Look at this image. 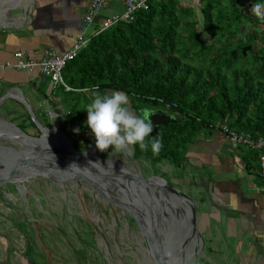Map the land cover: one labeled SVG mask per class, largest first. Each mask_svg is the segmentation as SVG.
I'll use <instances>...</instances> for the list:
<instances>
[{"label":"trees","instance_id":"16d2710c","mask_svg":"<svg viewBox=\"0 0 264 264\" xmlns=\"http://www.w3.org/2000/svg\"><path fill=\"white\" fill-rule=\"evenodd\" d=\"M200 2L205 31L227 42L242 36L237 47L202 37L198 14L179 0H148L132 21L93 37L66 65L64 79L77 91L66 93L73 103L64 125L77 123L76 142L90 131L83 109L93 99V88L108 95L126 93L136 114L147 107L181 120L159 127L158 155L146 138L152 160L182 163L198 136L224 123L238 133L264 138V22L251 11L256 0ZM140 150L135 145L136 156L143 155ZM23 240L30 263L36 264L30 238L24 234Z\"/></svg>","mask_w":264,"mask_h":264},{"label":"rangeland","instance_id":"374dc122","mask_svg":"<svg viewBox=\"0 0 264 264\" xmlns=\"http://www.w3.org/2000/svg\"><path fill=\"white\" fill-rule=\"evenodd\" d=\"M29 1L4 0L3 9H6L8 21L21 16L25 12V5L30 4ZM179 1L183 7L192 8L198 14L197 27L202 37L215 40L218 45L228 44L229 49L238 46L237 40L242 39V36H238L233 42H227L220 34L213 38L205 31L200 0ZM1 29H4L3 25H0ZM11 97L19 99L14 95ZM65 103L64 110L48 104L32 109L36 120L43 127L64 131L75 149L79 153H85L93 146L95 138L90 131L85 130L78 141H75L74 129L77 128V123L64 125V118L73 102L66 99ZM128 107L135 112L130 103ZM0 119V124L5 126L2 130L3 135L12 143L18 142L13 145L0 138V145L23 150L24 148L18 146L20 143L35 144L8 130L7 128H13L10 126L11 123L20 129L23 128L21 130L31 137L57 142L54 135L49 136L40 132L28 111L17 100L10 98L2 103ZM42 144V147H47L50 151L51 147L56 148L53 144ZM146 144L148 145L147 141ZM89 150L98 157L97 160L109 161L107 164L114 167L110 170L93 163L91 164L94 167L83 165L81 173L86 177H90L91 174L95 179L93 183L68 177H57L52 180L43 173L23 171L17 175L22 179L20 182L13 181L0 185V231H8L18 236L16 240L18 247L26 244L23 240L26 234L31 240L32 257L36 264H156L132 216L121 206L111 202L115 198L120 201L128 195L126 182L129 179L123 178L121 173L115 170L123 174H139L147 180L153 177L162 178L167 181V186L170 185L191 198L196 212V243L193 246L191 240H183L176 244L172 251L177 264H249L247 261L243 263L241 259V251L236 246L237 239L226 237L227 235L217 229L216 222L205 217L192 184L194 169L188 164H183L185 162L176 164L171 158L152 160L147 155V147L140 150L143 154L141 156L135 155V146H131L130 151L123 153L112 151L111 146L104 152L97 150L95 145ZM80 169L82 168H75L71 172L77 177L80 174L77 170ZM162 183H159L161 189L154 184H144V191L154 199L163 194L164 233H178L177 222L184 211L177 204L174 194ZM104 185H108L109 193L103 190ZM186 210H189L187 206Z\"/></svg>","mask_w":264,"mask_h":264},{"label":"crops","instance_id":"0c3cea01","mask_svg":"<svg viewBox=\"0 0 264 264\" xmlns=\"http://www.w3.org/2000/svg\"><path fill=\"white\" fill-rule=\"evenodd\" d=\"M89 1L32 0L30 10L25 9L11 19L16 21L14 25L0 30V65L14 61V54L20 51L34 60L51 49L58 54L68 52L81 32ZM124 11L122 3L109 0L96 26L100 28ZM16 90L32 108L48 104L63 109L66 104L63 89H54L39 72L0 70V99L9 95L7 99L16 100L10 93ZM183 162L194 169L192 184L205 217L216 222L226 237L237 239L243 263L264 264V182L257 154L246 147L234 148L214 130L189 145ZM17 238L0 231V264H31L25 246H17Z\"/></svg>","mask_w":264,"mask_h":264},{"label":"water","instance_id":"95a60500","mask_svg":"<svg viewBox=\"0 0 264 264\" xmlns=\"http://www.w3.org/2000/svg\"><path fill=\"white\" fill-rule=\"evenodd\" d=\"M8 97L9 95H6L0 99V106ZM16 100L25 107L32 121L38 127L40 132H43L44 129H48L42 127V125L36 120L35 113L31 105L27 102V100H25L24 98L23 100ZM152 111L153 113L150 114L149 117L153 125V131L150 133V137L152 138H157L160 126H168L169 124H178L181 122L180 119L175 118L171 114L166 113L164 111ZM2 122L5 121L2 120ZM11 124L13 126H16L26 138H29V140L35 139L34 137H31L24 133L14 123ZM4 127V124H0V138L7 140L8 143L13 145L18 144V142H16L15 144L12 143V141H9V138L7 136L3 135L2 130L5 129ZM60 133L64 137L68 138L67 134L64 131L60 130ZM41 144H33L29 142L20 143L18 146L24 148L23 150H17L13 147L0 145V185L11 183L13 181L20 182L22 179L17 177L20 172H38L39 170L43 171L41 173L45 174V176L49 177L52 180H55V178L57 177H68L70 179H82L91 183L95 182V179L91 174L90 177H86L81 173V171L83 170V165L94 167L89 160H86V154L88 151L85 153H79L73 146L72 142H70V144L72 145V150L74 151H62L61 156L58 155L60 153L57 150H54L52 154L47 150V147H42L43 144ZM93 145H95V141L93 142ZM64 155L75 157L73 159H67L71 160V162L75 164H81L80 168L82 169L77 170L80 171L79 176L76 177L71 172V170L74 169L75 164H66L59 161L60 159L65 158ZM97 161L99 162V164L97 165L102 168L110 170L114 169V167L107 164L109 161L102 162L101 160H95L94 162ZM64 170H67L66 173L62 172ZM115 171L121 173L119 170ZM121 176L123 178L129 179V181L126 182L128 187V195L121 198L122 201H118L115 198L113 199V201L111 200V202L117 204L118 206H121V208H123L125 211H128L129 214L132 216L147 244L148 252L156 264H177L175 257H173V248H175L176 244L180 243V241L183 240H191V242L193 243L192 238H194V236L196 238L197 236L195 230L196 212L193 209V202L191 201V198L181 193L176 188L170 185L167 186V190L174 194L178 202L177 204L181 206L184 211V214L179 218L177 222V227L179 228L178 233L173 232L165 234V228L163 226L162 218V215L165 212V207H163V203L165 202L163 194L159 195V198L157 197V199H154L152 195L145 193V188L143 187L144 184H154L157 188L161 189V185L157 182H154V180L164 179L159 177H153L147 180L142 178L139 174L131 173H121ZM103 190L109 193L108 185H104ZM187 203L190 205V210H186L185 204Z\"/></svg>","mask_w":264,"mask_h":264},{"label":"built area","instance_id":"2783aa9c","mask_svg":"<svg viewBox=\"0 0 264 264\" xmlns=\"http://www.w3.org/2000/svg\"><path fill=\"white\" fill-rule=\"evenodd\" d=\"M109 0H90L86 11L82 16L81 32L77 36L71 49L64 53L58 54L55 50H48L44 53L40 60H34L24 52H16L14 54V61L6 62L0 65V70L6 71L8 69H15L17 71L36 73L47 78L54 89L62 88L65 93L77 91L70 87L64 79V69L66 65L73 61L80 51L84 49L90 40L99 35L101 32L115 26L122 21H132L135 13L147 7L148 0H114L124 5L125 11L122 14L115 15L107 19L103 25L98 28L96 26V19L101 10L106 6ZM226 138V140L234 147H246L252 152L258 154L259 157V171L264 182V138L253 137L250 133H238L231 130L229 126L224 123L217 127Z\"/></svg>","mask_w":264,"mask_h":264},{"label":"clouds","instance_id":"9594fccd","mask_svg":"<svg viewBox=\"0 0 264 264\" xmlns=\"http://www.w3.org/2000/svg\"><path fill=\"white\" fill-rule=\"evenodd\" d=\"M251 11L257 19L264 22V0H256ZM92 97L83 110L87 113L86 125L95 138L97 150L104 152L111 146L112 151L123 153L130 151L131 146L135 145L144 149L148 146L147 138L151 142L153 155L159 154L162 148L159 135L157 138L149 136L153 131L149 119L153 111L150 108L142 109L139 114L129 110V98L122 91H113L108 95L93 88ZM74 132L78 133L79 128L74 129ZM90 163L99 164L98 161Z\"/></svg>","mask_w":264,"mask_h":264},{"label":"bare ground","instance_id":"6f19581e","mask_svg":"<svg viewBox=\"0 0 264 264\" xmlns=\"http://www.w3.org/2000/svg\"><path fill=\"white\" fill-rule=\"evenodd\" d=\"M22 1V0H21ZM31 1L32 0H30L29 1V5H25L26 7V10H30V8H31ZM4 0H0V21H1V23H0V25H3V27L4 26H11V25H14L15 23H16V21H14L13 20V22H12V20H9L8 21V17H6V15H5V11H6V9H3V8H5L4 7ZM24 4V3H23ZM7 6V5H6ZM24 8V9H25ZM11 21V22H10ZM11 93V95H14V96H17L19 99H21V100H23V96L21 95V93L20 92H18V90H16L15 92H10ZM9 93V94H10ZM6 126H8V125H6ZM10 126H12L13 128H15V129H13V128H7L8 130H10L11 132H13V133H15L16 132V134H17V136H19V137H24V138H26L25 136H24V134L16 127V126H13L12 124L10 125ZM43 127V126H42ZM44 128H47V127H44ZM18 130V131H17ZM25 133V132H24ZM43 133L44 134H46V135H54L55 136V141H57V142H52L51 140H48V139H37V138H35L34 140H29V138H26V139H28L30 142H34V143H36V142H38V143H46V144H53L56 148L54 149L53 147H51V151L50 150H48L50 153H52L53 154V151L54 150H57L60 154H58V155H61L62 156V154H61V152L62 151H64V152H73L74 150H72V145L70 144V140H69V138H66V137H64L61 133H60V130H57V128L55 129H53V130H49V128L48 129H44L43 130ZM52 137V136H51ZM52 139H53V137H52ZM15 144V143H14ZM94 146V145H93ZM92 146V147H93ZM92 147H90L89 149H92ZM64 159H60L59 161L60 162H62V163H72L73 165L75 164V163H73V162H71V160H69V159H67V158H70V159H73V158H75V157H71V156H67V155H64ZM98 159V157H96L93 153H91V150H88V152H87V154H86V160H89V161H92V162H94V160H97ZM109 163V162H108ZM80 165L81 164H75L74 165V169L75 168H80ZM38 172H40V174H41V172H43V171H41V170H39ZM122 173V172H121ZM123 174V173H122ZM24 178H25V176H24ZM154 182H157L156 180H154ZM159 182V181H158ZM160 182H163L162 183V185H164L165 187H167V181H164V180H160ZM159 182V183H160ZM124 191V190H123ZM164 193H166V192H164ZM166 203H168V201H166ZM187 207H188V209L190 210V206H188V204H185ZM172 206V205H171ZM171 208V207H170ZM169 208V209H170ZM174 208V207H173ZM173 212V211H172ZM180 215V214H179ZM175 219V218H174ZM178 220V219H177ZM176 220V221H177ZM192 240H193V246H194V244L196 243V238H195V236H194V238H192ZM198 240V239H197ZM198 245V244H197ZM192 246V247H193ZM189 252V251H188ZM187 252V253H188ZM188 256V255H187ZM189 260V259H188Z\"/></svg>","mask_w":264,"mask_h":264},{"label":"flooded vegetation","instance_id":"af4514ba","mask_svg":"<svg viewBox=\"0 0 264 264\" xmlns=\"http://www.w3.org/2000/svg\"><path fill=\"white\" fill-rule=\"evenodd\" d=\"M156 111H162V110H156ZM165 112V111H164ZM166 113H168V112H166Z\"/></svg>","mask_w":264,"mask_h":264}]
</instances>
